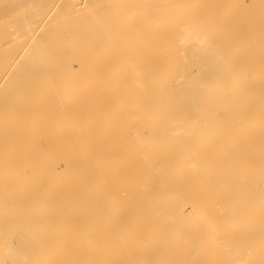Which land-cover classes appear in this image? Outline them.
I'll return each mask as SVG.
<instances>
[{
    "label": "bare ground",
    "instance_id": "bare-ground-1",
    "mask_svg": "<svg viewBox=\"0 0 264 264\" xmlns=\"http://www.w3.org/2000/svg\"><path fill=\"white\" fill-rule=\"evenodd\" d=\"M0 264H264V0H0Z\"/></svg>",
    "mask_w": 264,
    "mask_h": 264
}]
</instances>
